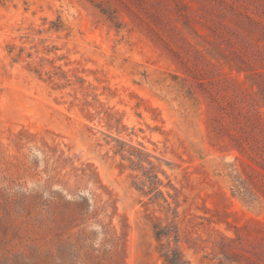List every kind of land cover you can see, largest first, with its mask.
<instances>
[{
  "label": "rangeland",
  "instance_id": "1",
  "mask_svg": "<svg viewBox=\"0 0 264 264\" xmlns=\"http://www.w3.org/2000/svg\"><path fill=\"white\" fill-rule=\"evenodd\" d=\"M171 259L264 264V0H0V264Z\"/></svg>",
  "mask_w": 264,
  "mask_h": 264
},
{
  "label": "trees",
  "instance_id": "2",
  "mask_svg": "<svg viewBox=\"0 0 264 264\" xmlns=\"http://www.w3.org/2000/svg\"><path fill=\"white\" fill-rule=\"evenodd\" d=\"M157 233L159 234V232H157ZM169 263H170V264H177V263H176L174 260H172V259L169 260Z\"/></svg>",
  "mask_w": 264,
  "mask_h": 264
}]
</instances>
